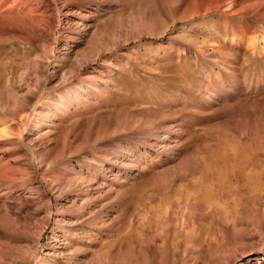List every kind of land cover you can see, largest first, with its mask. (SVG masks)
I'll list each match as a JSON object with an SVG mask.
<instances>
[{"label": "rangeland", "instance_id": "obj_1", "mask_svg": "<svg viewBox=\"0 0 264 264\" xmlns=\"http://www.w3.org/2000/svg\"><path fill=\"white\" fill-rule=\"evenodd\" d=\"M48 1L0 0V101L79 55L93 84L41 96L35 117L72 90L98 101L30 156L31 185L0 146V179L17 168L0 264H264V0ZM19 120L0 117V141ZM65 130L115 151L41 174Z\"/></svg>", "mask_w": 264, "mask_h": 264}, {"label": "bare ground", "instance_id": "obj_2", "mask_svg": "<svg viewBox=\"0 0 264 264\" xmlns=\"http://www.w3.org/2000/svg\"><path fill=\"white\" fill-rule=\"evenodd\" d=\"M39 3H41L40 6H49L51 2L48 0H41ZM74 3L77 6L89 4L98 7L101 5L96 0H75ZM13 10L17 13L21 8L14 6ZM49 27L55 28V23L49 25ZM84 29L81 28L80 31ZM57 30L67 34H75L74 30L68 28H57ZM13 33H20V31L18 29H13ZM79 56L80 57L73 56V59L66 64L63 75L59 76V78L53 79L52 74L47 73L44 69L45 67L37 71L35 81L32 83L30 82L31 84H29V86L23 85L21 83L23 78L18 77L15 82L16 84L10 87V94L8 95L10 96V99L0 101V117H8V119L11 120H15L17 117L20 118L19 122L21 128L18 129V127H12V130L16 134L15 138L13 140L5 139L0 141V146L2 147V151H6L8 157H11L10 160L13 165H21L27 174V178L24 179L22 183H26L27 185L33 183L32 167L28 162L29 158L31 155H35L37 150L48 148L46 150L49 151V147L54 145V136H52V134H54L55 130L60 127V123L65 120H70L69 118L73 117L77 110L81 109L85 112L87 107L91 106L92 102L98 101L97 97H90V94L86 90L87 88L85 89L86 92L72 90L65 94V96L57 98L53 103L51 115L42 120H37L35 117L37 112L41 110V108L37 106L41 96L52 93L56 95L64 93L70 88L68 85L77 79H82V82H85L87 86L93 84L95 80H92V78L88 76V81L86 78L87 72L84 69H81V66L87 64L88 60H84L82 55ZM39 122H43L44 125ZM116 141L117 139L115 137L99 139L95 134H88L86 140L83 138L78 142L71 131L68 132L65 130L61 136V142L57 143L56 146V150H58V152L62 151V154L55 158L54 156H51L52 154L49 156H43L42 154L43 157L36 160L37 168L41 174H45L50 172L53 168H56L58 165H66L65 163L69 159L80 161L81 158L90 159L91 161L102 164L101 162L103 161L100 160L101 153L108 152V150L114 152L115 150H113L112 147ZM15 154L16 157H14ZM91 168L93 167L91 166ZM16 169L17 168H13L12 171L9 169L10 171L8 172H10L9 174L12 178H5L4 180L0 179V184H7V186L15 184L13 183V180L15 179L13 176L15 175L14 172ZM40 193L43 195L42 192Z\"/></svg>", "mask_w": 264, "mask_h": 264}]
</instances>
